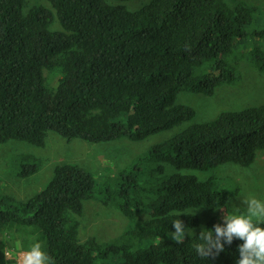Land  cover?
<instances>
[{"label": "trees", "instance_id": "trees-1", "mask_svg": "<svg viewBox=\"0 0 264 264\" xmlns=\"http://www.w3.org/2000/svg\"><path fill=\"white\" fill-rule=\"evenodd\" d=\"M47 1L51 7L0 0V144L44 148L49 132L68 142L143 141L195 117V109L176 104L179 94L213 96L220 86L239 82V67L230 60L238 41L264 39V28L250 31L258 9L242 3L231 8L226 0H154L134 13L110 3L129 0ZM55 17L62 30L52 32ZM246 57L264 76V49L255 46ZM206 65L209 72L195 78ZM45 70L61 74L57 89L47 86ZM260 151L264 104L224 112L154 147L123 172L117 196L107 200L130 220L120 240L105 246L95 238L80 240L78 217L94 198L96 179L74 164L57 166L48 185L25 202L0 196V229L41 227L44 250L55 264H97L110 257L113 264H236L243 241L234 239L203 260L194 249L201 231L182 244L172 239L175 219L193 229L200 218L168 215L174 209H226L228 192L214 180L162 176L166 164L196 171L229 163L250 167ZM20 168L19 176L28 178L41 161L23 156ZM144 212L152 219L141 223L137 217ZM218 223L223 225L213 217L206 230L214 232ZM154 239L159 244L146 249L132 244Z\"/></svg>", "mask_w": 264, "mask_h": 264}, {"label": "rangeland", "instance_id": "rangeland-1", "mask_svg": "<svg viewBox=\"0 0 264 264\" xmlns=\"http://www.w3.org/2000/svg\"><path fill=\"white\" fill-rule=\"evenodd\" d=\"M154 0H129L125 3L111 1L113 5L123 4L134 13L145 9ZM226 3L234 8L238 4H246L255 7L258 12L255 23L250 28L251 32L264 28V0H226ZM39 4L51 7L47 0H30V7ZM55 17L51 31L62 30ZM255 46L264 49V39L250 37L238 41L235 54L230 58L238 65L240 74L239 82L220 86L213 96L183 92L178 95L176 104L189 106L196 110L195 117L182 125L173 127L164 132L151 135L143 141H131L123 138L117 141L92 144L83 140L68 142L55 132H49L44 148H38L30 144L11 141L0 144V196H11L18 201H27L42 191L54 176L55 168L59 165H78L96 179V192L94 198L84 203L83 215L78 217L80 222L79 238L82 242L89 238H95L101 246L120 240L126 232L130 220L120 212L114 200L107 201L113 194L117 196V190L122 182V174L131 167L139 157L148 154L154 147L180 135L192 126H199L214 122L224 112H239L249 107L264 104V76H262L250 64L246 55ZM211 66L195 70L193 76L198 78L207 74ZM46 84L50 89H57L61 74L45 70ZM35 156L41 161V169L35 175L22 178L20 163L23 156ZM193 176L201 182L214 180L220 189L228 192L229 199L226 213L233 207L245 211L243 198L255 196L264 200V151L258 153L256 162L250 167H242L236 164H225L209 171L178 170L170 164L165 165V174L162 179H169L174 175ZM145 179H148L146 174ZM150 186V184L148 185ZM198 210L196 216L200 218V226L193 228L195 234L205 230L209 221L216 217L223 221L222 209L209 211L205 208H192ZM141 223L150 221L152 215L144 212L138 215ZM189 238V237H186ZM38 240L43 248L46 237L41 227H23L10 224L0 229V264L7 260L19 261L23 251H27L31 244ZM159 239L147 242H132L136 249H146L159 244ZM4 251L8 253L5 257ZM114 257L100 259L97 264H113Z\"/></svg>", "mask_w": 264, "mask_h": 264}, {"label": "clouds", "instance_id": "clouds-1", "mask_svg": "<svg viewBox=\"0 0 264 264\" xmlns=\"http://www.w3.org/2000/svg\"><path fill=\"white\" fill-rule=\"evenodd\" d=\"M245 211L233 207L226 213L222 208L223 225H214V232L202 230L197 238L200 243L194 245L196 254L203 260L215 258L225 250V244L231 245L234 239L243 241L238 246L239 259L236 264H264V200L255 196L243 198ZM198 210H172L168 215L180 217L194 216ZM175 231L172 239L177 244L185 242L186 237H195V230L186 227L179 219L172 223ZM5 257L8 253L4 251ZM18 264H55V260L44 250L41 242L36 240L27 251L20 255Z\"/></svg>", "mask_w": 264, "mask_h": 264}]
</instances>
